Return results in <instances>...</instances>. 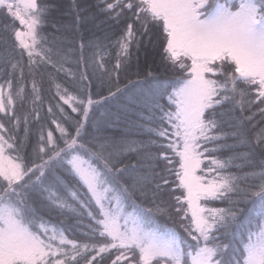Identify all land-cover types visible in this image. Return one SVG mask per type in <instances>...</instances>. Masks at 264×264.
<instances>
[{
	"label": "snow or ice",
	"instance_id": "6c2138e0",
	"mask_svg": "<svg viewBox=\"0 0 264 264\" xmlns=\"http://www.w3.org/2000/svg\"><path fill=\"white\" fill-rule=\"evenodd\" d=\"M0 264H264V0H0Z\"/></svg>",
	"mask_w": 264,
	"mask_h": 264
},
{
	"label": "trees",
	"instance_id": "16d2710c",
	"mask_svg": "<svg viewBox=\"0 0 264 264\" xmlns=\"http://www.w3.org/2000/svg\"><path fill=\"white\" fill-rule=\"evenodd\" d=\"M70 2V0H64V3L65 4H67V3H69ZM70 223H75V221H70Z\"/></svg>",
	"mask_w": 264,
	"mask_h": 264
}]
</instances>
